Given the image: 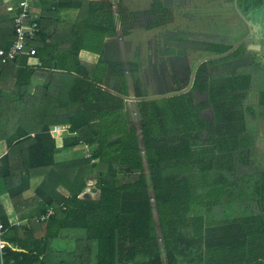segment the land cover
<instances>
[{
	"label": "trees",
	"instance_id": "16d2710c",
	"mask_svg": "<svg viewBox=\"0 0 264 264\" xmlns=\"http://www.w3.org/2000/svg\"><path fill=\"white\" fill-rule=\"evenodd\" d=\"M41 2L40 32L27 39L23 53L38 64L24 63L14 71L15 83L21 90L42 72L71 76L72 87H65L62 100L78 107L63 112L61 123L74 135L70 146H85L90 157L59 165L57 184L70 197L62 206L51 201L44 208L42 215L54 212L45 223L44 239L23 244L5 238L9 243L0 252V264L46 263L52 240L67 229L85 234L77 242H87L88 255L94 253L89 264H264V168L247 173L251 155L264 145L259 135L264 130V53L243 44L212 58L246 36L243 19L232 46L207 50L204 56L189 50L193 65L211 58L199 66L189 92L140 102L141 121L134 122L119 95L152 94L139 86L137 75L126 74V62L105 55L106 39L116 36L110 7L92 0ZM64 7L77 10L79 17L59 44V33L49 27L58 20L56 10ZM238 7L248 17L264 10V0H239ZM231 11L237 14L233 6ZM12 14L0 0V48L8 49L16 37ZM81 52L97 55L98 61H83ZM160 54L170 57V49ZM140 55L137 49L133 58ZM248 59L252 64L243 65ZM181 90L177 84L176 92ZM51 136L49 127L36 135L52 142L45 146L49 156L56 149ZM37 164L32 158L31 165ZM233 205L237 213L224 211Z\"/></svg>",
	"mask_w": 264,
	"mask_h": 264
},
{
	"label": "crops",
	"instance_id": "0c3cea01",
	"mask_svg": "<svg viewBox=\"0 0 264 264\" xmlns=\"http://www.w3.org/2000/svg\"><path fill=\"white\" fill-rule=\"evenodd\" d=\"M2 1L6 11L12 14L9 8L16 6L17 0ZM56 1L61 3L68 0ZM92 1L103 3L106 7H110V10L115 7L113 2L124 3L126 15L133 16L134 21L138 18L141 22L147 23V20H151L150 23H152L154 17L157 20L161 11L165 10L168 13L173 11L175 18H179L181 14L185 13L190 17L189 13L194 15L195 10L202 11L200 7L206 0H169L165 8H163L164 4H159L162 0ZM225 1H230L234 7V0ZM44 10L41 0L33 1L35 14L40 15ZM113 14L116 13L113 12ZM56 15L58 20H55L52 23L53 27H49V29L59 33V37L55 41L61 44L65 43V37L68 38L69 32L72 31V25L78 20L79 14L75 9L64 7L56 10ZM195 15L200 14L195 13ZM115 18L117 33L122 18L119 19L116 15ZM245 18L253 24L256 32L264 33V29L260 30L264 28V10H254ZM130 19L132 18L130 17ZM121 30L130 39L125 37L124 40V38L119 37L117 38L118 42L109 43L107 40L112 37L107 38L106 43L108 45L105 55L109 60L120 61L119 58L115 57L121 51L122 39L127 43L134 38L133 33L130 34L125 27ZM145 30L149 31L150 34L145 37L146 40L150 36H155V33L152 34L155 28ZM156 30L158 31L157 26ZM157 31L155 32L157 33ZM258 35L262 38L260 34ZM185 44L191 49L205 46L204 43L194 40H189ZM27 52L25 51V54ZM188 53L189 50L184 51L183 55L177 54L176 57L190 56ZM25 54H22L23 57L21 56L20 62L13 64V66L9 63L0 71V221L9 226L4 225L6 232L3 240L6 247H8L9 242L5 238L11 239L12 241L9 240L11 242L27 244L28 241H39L46 237V221L37 222L35 218L44 213V208L48 207L51 201H55L57 206L64 205L63 198H69L70 194L66 188L57 184L61 182L60 175L62 174L59 165L62 162H71L80 158L78 146H70L74 135L69 132V125L65 126L61 123L63 112H71L78 107L77 104L66 105L62 100V91L65 90V87L68 90L71 89L73 78L69 75H51L49 74L51 72H42V74L35 76L28 88L20 90L15 83L17 75L13 72L24 66V63L29 66L38 64V59L32 56L27 58ZM98 58L95 54L81 52V59L85 62L96 63ZM46 127H49L51 137L55 140L56 145L51 156H49L50 153H47L45 146L52 142L45 139L39 141L36 138V135ZM57 128L59 129L55 131ZM259 134L264 137L262 131H259ZM37 145L40 146L39 151L34 153V150L38 149ZM32 158L38 163L35 168L31 165ZM53 161L54 163H52ZM47 162H49L48 166H44ZM10 228H14V233H10L8 236ZM80 236L84 238L85 234L78 233L74 229H67L61 236L54 238L44 264H82L81 259H85L84 263L89 264L91 255L93 259L94 246L92 244L93 254L89 256L88 243L77 242ZM14 250L24 251L21 248H14Z\"/></svg>",
	"mask_w": 264,
	"mask_h": 264
},
{
	"label": "rangeland",
	"instance_id": "374dc122",
	"mask_svg": "<svg viewBox=\"0 0 264 264\" xmlns=\"http://www.w3.org/2000/svg\"><path fill=\"white\" fill-rule=\"evenodd\" d=\"M167 2H169V0H162L159 4H164L163 8H165L168 5ZM204 2L205 3L200 7L202 11L200 12V10L197 9L194 11V15L189 13V15H191L190 17L184 12V16L181 14L179 18H175L173 11L168 13L165 10L161 11V15H158L157 20L156 17H154L152 23H150L151 20H147V23L144 21L141 22L138 18L134 21L133 16L126 15L124 3L119 4L117 1L113 2L115 7H113L111 11L116 13L115 15L117 18H122V22L119 26V30H117L116 36L110 38V41L107 40V42H118L117 38L119 37L124 38V40L125 37L130 39L128 36L124 35L121 30L124 27L130 34L133 33L134 38L131 39V41L126 43L122 39L123 44L119 42L121 44V51L115 58H119L120 61H124L128 64L126 74L137 75L140 81L139 86H143V89L149 90L152 96L176 92L177 84H179L183 90L188 88L196 67V65H193L191 59H194L195 56L198 55L204 56L207 50L215 52L226 46H232L235 42L237 29L241 26L240 18H242V16L239 12L236 10L237 15L231 11L229 7L230 1L206 0ZM238 2L239 0H234L235 9V3H237L238 6ZM238 10L242 13L239 7ZM195 13L200 15H195ZM130 17L132 19H130ZM160 23L161 25L157 26ZM150 24L152 25L149 26ZM156 26L158 30L161 31L159 36H156ZM147 27L155 28V31L152 32V34L155 33V36H150L146 40L145 37L149 34V31L145 30ZM252 29L253 34L245 45L249 51H259L263 54L264 33L261 34L262 38H260L253 24ZM260 39L263 40L260 41ZM189 40L204 43L205 46L196 49L193 48L197 51L194 57H176L177 54L191 49V47L185 44ZM171 47H174V49ZM169 48H171L170 57L160 54L162 50H169ZM137 49H139L141 57L133 58ZM245 63L246 64L243 65L252 64V60L248 59ZM237 67L241 66L238 65ZM213 73L215 75H221L220 71H213ZM176 78L178 81H175ZM262 134L264 135V130ZM251 147H256V144H251ZM78 150L80 157H88V155H90L89 152L86 153V148L83 145L78 146ZM251 157L252 161L247 169V173L254 174L262 171L260 169L264 168V145L260 144ZM136 177L135 175L133 178ZM238 180H240V178ZM240 183L242 182L240 181ZM253 209H255L254 204ZM236 210L234 205L231 207H224L225 212L228 211L234 214L237 213Z\"/></svg>",
	"mask_w": 264,
	"mask_h": 264
},
{
	"label": "built area",
	"instance_id": "2783aa9c",
	"mask_svg": "<svg viewBox=\"0 0 264 264\" xmlns=\"http://www.w3.org/2000/svg\"><path fill=\"white\" fill-rule=\"evenodd\" d=\"M34 0H18L17 6L10 7V12L14 13L13 28L16 37L12 45L8 49H0V70L2 67L14 61L17 57L24 53L26 50L27 39L33 38L40 32L38 23L39 15L33 11ZM57 128L55 131H57ZM54 132V131H53ZM90 157V155H88ZM54 212L49 210L46 214L36 217L35 221H47ZM6 232L4 224L0 221V252L6 248L3 236Z\"/></svg>",
	"mask_w": 264,
	"mask_h": 264
},
{
	"label": "water",
	"instance_id": "95a60500",
	"mask_svg": "<svg viewBox=\"0 0 264 264\" xmlns=\"http://www.w3.org/2000/svg\"><path fill=\"white\" fill-rule=\"evenodd\" d=\"M235 6H236V10L242 16L243 21L246 23V25L248 27V34L244 38H242L239 41V43L232 50H230L229 52H227V53H225V54H223L221 56L212 57L214 59L215 58H222L224 56L229 55L230 53L235 51L237 48H239L243 44L247 43L249 36L252 34L253 30H252L251 23L245 18V16L242 13H240V11L238 10L237 3H235ZM209 59H211V58H205V59L199 61L196 64V67L194 69V73L192 75L191 83H190L189 87L184 89V90H181V91H178V92H172V93H168V94H164V95H159V96H149V97H140V98L126 97V96L119 95L121 98H123L126 101L127 105L129 106L130 113L132 115L133 121L134 122H140L141 121V114H140V109H139V103L140 102L162 100V99H165V98H171V97L178 96V95L185 94V93L189 92L192 89V87H193L194 80H195L196 73H197V70H198L199 66L203 62L208 61Z\"/></svg>",
	"mask_w": 264,
	"mask_h": 264
},
{
	"label": "flooded vegetation",
	"instance_id": "af4514ba",
	"mask_svg": "<svg viewBox=\"0 0 264 264\" xmlns=\"http://www.w3.org/2000/svg\"><path fill=\"white\" fill-rule=\"evenodd\" d=\"M183 16H184V14H183ZM246 19H247V18H246ZM247 20H248V19H247ZM157 22H158V21H157ZM159 25H161V23L158 24L157 26H159ZM247 28H248V27H247ZM262 29H264V28H261L260 30H262ZM160 32H161V31L158 30L157 33H156V36H159ZM247 34H248V33H247ZM247 34H246V35H247ZM244 37H245V36H244ZM244 37H243V38H244ZM238 43H239V42H238ZM245 44H246V43H245ZM171 48L174 49V47H171ZM171 48H169V49H171ZM196 48H197V47H196ZM196 48H194V49H196ZM198 48H201V47H198ZM189 50H192V49H189ZM183 52H184V51H183ZM253 52L260 53V52H257V51H253Z\"/></svg>",
	"mask_w": 264,
	"mask_h": 264
}]
</instances>
